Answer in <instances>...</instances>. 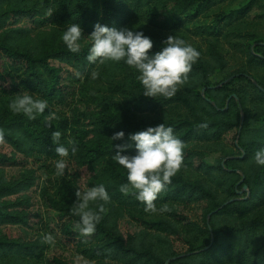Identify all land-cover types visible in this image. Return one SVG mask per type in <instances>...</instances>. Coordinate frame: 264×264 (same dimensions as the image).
Listing matches in <instances>:
<instances>
[{"label":"trees","instance_id":"obj_1","mask_svg":"<svg viewBox=\"0 0 264 264\" xmlns=\"http://www.w3.org/2000/svg\"><path fill=\"white\" fill-rule=\"evenodd\" d=\"M214 4V0H0V129L5 132L0 144V264H74L49 257L55 245L74 250L92 264H264V165L254 160V154L264 149V41L239 29L249 4L216 14L210 25L190 32L207 37L204 47L185 40L201 55L171 98L145 96L140 73L125 60L103 64L87 60L92 46L88 36L97 23L143 32L153 42L152 56L166 46L163 41L171 33L181 38L182 29ZM71 24L82 28L79 53L70 52L62 41ZM221 24L226 32L219 29ZM222 38L232 51L241 52L243 62L230 65ZM93 71L100 73L98 80L111 85L122 78L147 113L139 121L130 120L113 96L116 90L112 96L97 92L87 96L82 85ZM24 91L48 103L34 120L2 109ZM173 109L186 116L172 119ZM50 113L58 118L46 122ZM161 123L184 143L181 168L192 177L175 175L154 202L158 209L167 206L170 211L150 213L132 194L134 189L128 194L120 191L128 183L127 170L113 156L115 146L124 144L131 147L122 154L134 156L135 142L129 136ZM60 129L67 134L53 143L52 133ZM120 131L124 138L112 140ZM59 145L68 149L67 157L57 155ZM209 148L219 153L214 162L203 152ZM60 159L67 167L58 176L54 197L43 181ZM100 184L111 199L90 202L93 211L104 204L106 212L95 233L84 237L75 228L80 219L73 214L75 193ZM143 214L155 218L146 220ZM45 234H51L54 243H44ZM198 241L202 242L196 246Z\"/></svg>","mask_w":264,"mask_h":264},{"label":"clouds","instance_id":"obj_2","mask_svg":"<svg viewBox=\"0 0 264 264\" xmlns=\"http://www.w3.org/2000/svg\"><path fill=\"white\" fill-rule=\"evenodd\" d=\"M53 11L48 10L47 15L51 16ZM83 38L82 28L79 24L69 25L63 33L62 41L67 49L72 53H79L81 45L79 41ZM92 41L87 60L89 63L99 61L125 60L126 64L135 68L140 75L139 81L147 97L163 96L173 97L178 91V86L183 85L188 80V74L192 71L193 64L200 58V52L191 45H187L183 39L173 35L167 37L165 47L154 55H149V50L153 47L152 40L141 31H133L128 28L117 30L109 28L99 23L94 25V31L88 36ZM79 75V73H77ZM100 73L93 71L92 79L99 78ZM15 114H23L29 120H34L37 115L42 114L48 107L46 100L34 97L29 91L19 93L8 105ZM55 113H50L45 117L46 122L57 119ZM49 126L50 123H49ZM202 124L201 127H206ZM61 132L52 133L53 143H58ZM124 138V132H116L111 137L112 140ZM130 141L135 142L136 154L129 156L122 154L131 144L116 145L117 151L113 159L127 170V184H122L120 191L128 194L135 190L138 201L145 205V212L166 213L170 209L167 206L157 208L154 203L158 194L171 184L172 178L180 171L184 161V143L177 139L171 127H166L163 123L156 127H148L129 136ZM5 142V132L0 129V144ZM71 143V142H70ZM73 153L76 148L73 147ZM59 157H67L68 149L63 145L55 148ZM257 165H264V149L258 150L254 154ZM67 165L64 159L57 160L55 164L56 174L63 175ZM77 201L73 208V214L80 219L75 224L84 237L92 236L96 231V226L100 223L106 212L104 204L98 205V210L93 211L89 204L94 201L110 202V196L103 184L88 188L75 193ZM43 242L54 243L51 234L43 236ZM76 264H92L83 256L77 255Z\"/></svg>","mask_w":264,"mask_h":264},{"label":"rangeland","instance_id":"obj_3","mask_svg":"<svg viewBox=\"0 0 264 264\" xmlns=\"http://www.w3.org/2000/svg\"><path fill=\"white\" fill-rule=\"evenodd\" d=\"M214 2V6L206 11L204 15H201L193 23H191L190 25H186L185 28L182 29L181 34H179L181 36L180 39H183L184 41L187 39V43H189L190 40H194L200 46L204 47V38L207 36H193L192 34H190V32L193 33L194 28H200L206 25H210L213 21V17L216 14H229L249 4L248 14L242 19L244 21V24L240 26L239 29L241 30L242 34H245V36H254V40L260 39L261 41H264V0H214ZM219 29L223 30V24L219 25ZM223 32H226V30H223ZM170 35L174 36L175 34L171 33ZM221 41L223 43V52L225 53L226 58L229 60L230 65L234 66V64L236 63L239 64L240 62H243V56L242 54H240L241 52L237 53L235 51H232L227 45L224 38H222ZM90 80V82L88 81L82 85V88L86 92L87 96H89L88 94H90L91 92H97V95L112 96V90H116L117 93H115L113 96L115 100L122 105L130 120L139 121L147 113L145 112V105L142 102L136 101V99L130 94L129 87L124 83L122 78H118L116 81H113L112 85L111 83H109L110 81L98 80V78H90ZM115 86H118V88H115ZM9 104L10 103L4 104L2 106V109L11 111L8 107ZM170 112V117L172 119L184 118L186 116V113L180 109H173ZM54 124L56 125V122H54ZM58 131L61 132V134L66 133L61 129ZM212 149L209 148L203 150L206 156V160L209 162H214L219 157V153ZM176 175H180L183 178L192 177V174L187 172L184 168H181ZM58 176L59 175L56 174L55 170L50 174V176H48L45 181H43L46 182L45 187L47 189V192L49 194H52L54 197H57L56 192L58 188ZM35 208H39V204L35 205ZM142 217H144L146 220H152L155 218L150 214H143ZM125 226L126 225L124 224H122L121 226L123 231H125L126 229ZM190 237V235H186L187 239H190ZM196 240H199V236H197V238L193 239L192 241L194 242ZM199 242L200 241L196 243V246L199 245L202 241L200 243ZM54 255L63 257L64 259L76 264L75 258L78 254L74 250H69L68 252L64 251L58 245H55L49 252L48 256L52 257Z\"/></svg>","mask_w":264,"mask_h":264},{"label":"water","instance_id":"obj_4","mask_svg":"<svg viewBox=\"0 0 264 264\" xmlns=\"http://www.w3.org/2000/svg\"><path fill=\"white\" fill-rule=\"evenodd\" d=\"M246 190V188H243V191H245Z\"/></svg>","mask_w":264,"mask_h":264}]
</instances>
